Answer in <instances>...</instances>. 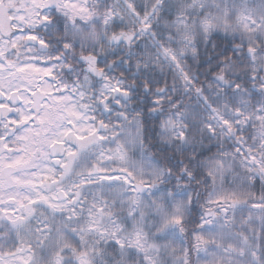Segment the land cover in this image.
Masks as SVG:
<instances>
[{
  "label": "snow or ice",
  "instance_id": "obj_1",
  "mask_svg": "<svg viewBox=\"0 0 264 264\" xmlns=\"http://www.w3.org/2000/svg\"><path fill=\"white\" fill-rule=\"evenodd\" d=\"M0 264H264V0H0Z\"/></svg>",
  "mask_w": 264,
  "mask_h": 264
}]
</instances>
